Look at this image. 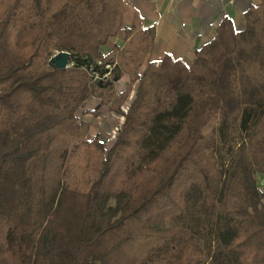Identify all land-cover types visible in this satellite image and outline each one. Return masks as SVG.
<instances>
[{
	"label": "trees",
	"instance_id": "obj_1",
	"mask_svg": "<svg viewBox=\"0 0 264 264\" xmlns=\"http://www.w3.org/2000/svg\"><path fill=\"white\" fill-rule=\"evenodd\" d=\"M129 9L126 0H0V264H264V0L246 9L241 31L222 18L190 64L166 54L141 73L155 30L139 16L123 28ZM120 30L122 47L103 54ZM53 50L69 53L72 68L46 65ZM115 59L111 83L94 82ZM123 73L130 85L117 93ZM93 96L124 117L109 150L93 143L98 153L83 147L89 125L77 116ZM218 118L222 130L247 133L223 172ZM80 147L82 159L99 154L85 190L82 170L65 173ZM124 155L120 181L114 162Z\"/></svg>",
	"mask_w": 264,
	"mask_h": 264
},
{
	"label": "crops",
	"instance_id": "obj_2",
	"mask_svg": "<svg viewBox=\"0 0 264 264\" xmlns=\"http://www.w3.org/2000/svg\"><path fill=\"white\" fill-rule=\"evenodd\" d=\"M126 1L130 9L122 14V27H131L135 22V16H139L140 27L144 29L153 27L155 30L153 49L145 55L141 72L149 61H160L166 54L186 63L191 62L195 49L215 37L217 25L222 18L230 17L235 29L241 31L246 25L244 12L250 4L259 3V0ZM124 41L125 32L120 30L100 51L106 54L116 46L122 47ZM120 79L116 84L121 86ZM98 103V99L90 97L81 110L92 111ZM100 113L103 114L101 110ZM80 120L84 122L83 119ZM256 183L259 189L264 188V175L257 174Z\"/></svg>",
	"mask_w": 264,
	"mask_h": 264
},
{
	"label": "rangeland",
	"instance_id": "obj_3",
	"mask_svg": "<svg viewBox=\"0 0 264 264\" xmlns=\"http://www.w3.org/2000/svg\"><path fill=\"white\" fill-rule=\"evenodd\" d=\"M54 52L55 50L52 51L51 56L54 54ZM51 56L50 58H52ZM48 61L49 59L45 61L46 65H48ZM98 62H100L101 65H103L102 61L98 60ZM191 62H187V63L185 62V63L190 64ZM116 63L118 62L115 59L114 63L109 66H114L116 65ZM105 66H108V64H106ZM71 68H72V65H70V68L68 69H71ZM112 79H113V72L108 74L106 78H103L102 80L101 79L94 80V82H100L105 85V84L111 83ZM120 81H121V86L116 84L117 81L113 83V90H115V92L117 93L124 91L130 85L129 75L127 73H123V76L121 77ZM136 88H137V84H133L132 91L127 96V99L123 101V104L121 106V109L123 110V112H126L128 110L130 103L133 101L135 97ZM95 98L98 99L99 101L98 106L95 107V108L100 107L97 113L98 116L86 114V111L82 112V110H79L77 112L78 118L83 119L84 122L89 125L88 133L85 138L86 141H88V144L83 145V147L85 148L90 146L89 148L90 150H88L89 153L97 152V149L94 148L95 142H99L101 144L103 143L105 146V150L106 151L109 150L114 144L118 130L120 129V127L122 126L124 122V117L117 115L114 111H111L109 109L110 105H101V99L97 97ZM100 110L103 112L102 115L100 113ZM108 116H111V117L107 118ZM109 119H113V120H109ZM174 122L175 123L179 122V119L175 118ZM220 124H221L220 119L218 118L215 122L216 141H215L214 151H215V156L218 161V167L220 171L223 172L230 158L238 151L241 143L246 140L247 133L244 130H239V129L233 132H230L229 130H225V129L222 130ZM167 136L168 135L166 133L164 136H158L159 138L157 137L156 143H154L150 147H149V144L147 143L146 147L148 148L149 153L148 155H145V157H142L141 160L144 162L148 160L150 157H152L154 155L153 154L154 152H158L162 148V146L165 145V142H166L165 138ZM83 147H80L78 152L75 151V148L71 150L69 154L68 162L66 163L65 173L66 174L70 173L74 168H77L78 170H82L83 177L79 179V187L82 190H85L88 186V183L93 178V175H95L96 167L93 164L92 160H95L96 156H98L99 154H95V156L91 160L89 158L90 156H87L86 158L84 157V159H82L83 157L81 158L80 156H78V154L83 155L85 153L84 152L85 150H82ZM76 158L78 159V162H76ZM115 160L116 161L114 162V166L116 167L118 166L119 168V171H117V174H118V179L121 181L126 175L125 165L129 160H128L127 155L126 156L125 155L116 156ZM82 166H83V169H82ZM260 190L264 193L263 187H261ZM263 203H264V200H263Z\"/></svg>",
	"mask_w": 264,
	"mask_h": 264
},
{
	"label": "water",
	"instance_id": "obj_4",
	"mask_svg": "<svg viewBox=\"0 0 264 264\" xmlns=\"http://www.w3.org/2000/svg\"><path fill=\"white\" fill-rule=\"evenodd\" d=\"M69 61V55L66 52L59 53L57 56L49 59L48 64L52 68L63 70L66 69Z\"/></svg>",
	"mask_w": 264,
	"mask_h": 264
},
{
	"label": "built area",
	"instance_id": "obj_5",
	"mask_svg": "<svg viewBox=\"0 0 264 264\" xmlns=\"http://www.w3.org/2000/svg\"><path fill=\"white\" fill-rule=\"evenodd\" d=\"M59 53H62V52H58V51H55L54 52V54L52 55V57H55V56H57ZM67 53V52H66ZM68 55H69V59H70V54L68 53ZM97 64L98 65H101V63L100 62H97ZM70 65H72L70 62H68V65H67V67H66V69H68V68H70ZM115 66V65H114ZM114 66H105V68L106 69H108L110 72L109 73H107V74H105L102 78H99L97 75L94 77V80H102L103 78H106L107 76H108V74H110L111 73V71L113 70V68H114Z\"/></svg>",
	"mask_w": 264,
	"mask_h": 264
}]
</instances>
